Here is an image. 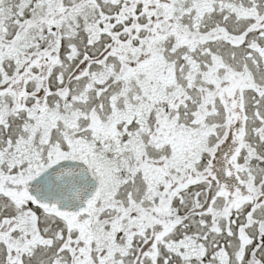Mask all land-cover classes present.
I'll return each mask as SVG.
<instances>
[{"label":"snow or ice","instance_id":"6c2138e0","mask_svg":"<svg viewBox=\"0 0 264 264\" xmlns=\"http://www.w3.org/2000/svg\"><path fill=\"white\" fill-rule=\"evenodd\" d=\"M0 264H264V0H0Z\"/></svg>","mask_w":264,"mask_h":264}]
</instances>
